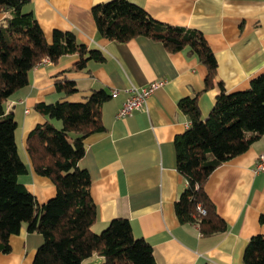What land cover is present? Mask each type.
<instances>
[{
	"label": "crops",
	"instance_id": "obj_1",
	"mask_svg": "<svg viewBox=\"0 0 264 264\" xmlns=\"http://www.w3.org/2000/svg\"><path fill=\"white\" fill-rule=\"evenodd\" d=\"M105 0H30L37 22L47 41L55 29L72 31L77 39L103 54L89 60L81 70L71 69L78 54L62 55L35 65L28 82L6 100L12 110L17 152L27 166L22 182L38 203L56 192L53 182L34 171L26 148L28 133L46 117L37 102L84 101L102 88L109 98L101 105L103 129L85 140L78 164L90 177V195L95 203L93 231H100L114 217H127L132 233L145 238L153 248L157 264H244L248 238L263 233L259 213L264 211V172L254 164L264 151V134L245 151L218 165L209 175L206 190L227 229L202 234L194 223H181L174 210L185 180L176 169L174 137L189 125L179 108L181 97L198 93L202 115L211 109L219 82L225 90L249 86L250 79L264 71V0H130L154 18L199 29L216 61L213 84L205 88L206 66L183 50L168 51L163 43L145 35L126 41L102 36L91 14L94 3ZM70 79L75 92L64 94L55 80ZM161 79L143 107L116 116L127 89ZM117 89L115 94L112 90ZM55 125L60 121L53 120ZM40 232L29 231L24 222L9 237L10 250L0 252V264H32ZM96 253L82 264H98Z\"/></svg>",
	"mask_w": 264,
	"mask_h": 264
},
{
	"label": "trees",
	"instance_id": "obj_2",
	"mask_svg": "<svg viewBox=\"0 0 264 264\" xmlns=\"http://www.w3.org/2000/svg\"><path fill=\"white\" fill-rule=\"evenodd\" d=\"M29 1L0 0V252L10 250V235L26 222L29 231L43 237L32 264H82L93 253L101 257L98 264H157L151 244L133 235L127 217L110 219L98 232L92 229L96 207L90 177L78 161L87 137L103 129L101 105L109 98L106 90L94 89L84 101L37 102L35 107L46 120L28 133L26 148L34 171L47 176L56 192L38 203L18 180L27 166L17 152L16 121L5 106L8 97L27 84L30 70L42 57L56 62L62 55L78 54L71 66L76 70L85 68L89 60L104 58L99 49L88 47L72 31L55 29L47 41ZM90 10L102 36L126 41L145 35L161 41L168 51L183 50L206 66L204 87L213 84L217 61L199 29L160 21L130 0L100 1ZM54 84L66 95L76 90L70 79ZM219 85L206 115L199 110L198 93L178 100L189 125L173 140L176 169L185 180L174 210L181 223L196 224L202 234L227 229L206 190L210 173L264 134V71L253 76L245 89L227 91ZM258 220L264 226V211ZM242 259L244 264H264V232L248 238Z\"/></svg>",
	"mask_w": 264,
	"mask_h": 264
},
{
	"label": "built area",
	"instance_id": "obj_3",
	"mask_svg": "<svg viewBox=\"0 0 264 264\" xmlns=\"http://www.w3.org/2000/svg\"><path fill=\"white\" fill-rule=\"evenodd\" d=\"M47 60V57H42L36 63L39 65ZM163 83V80L157 79L150 81L146 85L143 86H132L127 89V96L125 97L123 103L119 107L116 112V116H125L129 115L135 109H139L143 107L146 99L150 96V94L154 91L155 88L159 87ZM117 89L112 90V94H115ZM254 170L256 172L263 171L264 172V151L258 153L256 157V161L254 164ZM201 212H204V209H201Z\"/></svg>",
	"mask_w": 264,
	"mask_h": 264
}]
</instances>
